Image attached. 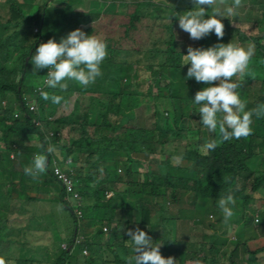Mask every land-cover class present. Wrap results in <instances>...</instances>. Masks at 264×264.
<instances>
[{
	"label": "trees",
	"instance_id": "obj_1",
	"mask_svg": "<svg viewBox=\"0 0 264 264\" xmlns=\"http://www.w3.org/2000/svg\"><path fill=\"white\" fill-rule=\"evenodd\" d=\"M31 1L0 2V168L4 167L0 169V246L5 248L0 256L9 264L46 260L51 264H127L134 255L127 232L137 228L151 237L154 246L161 245L162 257L180 259L176 264L197 260L201 264H234L229 258L232 252L224 259L227 247L240 246V240L246 238L258 246L264 239V118L253 115L249 137L220 142V133L217 139L208 135L200 122L199 106L192 101L196 92L209 85L191 78L184 84L187 95L176 93L181 96H175L168 85L172 71L190 67L183 65L185 53L177 50L174 30L180 9L190 11L195 5L188 0H176L177 5L175 0H125L123 5L131 6L132 11L118 15L116 21L109 1L94 12L79 9L84 0ZM88 1L102 4L101 0ZM143 2L149 8L147 13L141 12ZM255 16L263 19L264 9ZM233 19L222 18L223 38L210 33L199 40V49L230 42L244 48L254 45L248 69L251 76H236L232 82L241 84L236 89L241 100L255 109L264 104V19L254 22L255 35L233 28ZM33 28L37 29L34 34ZM77 29L107 44L108 55L100 65L103 75L88 87L75 81H66L69 87L64 92L46 87L50 95H62V102L53 104L38 97L36 110L29 112L27 99L35 95L47 73V69L32 71L29 61L36 48L49 39L59 43ZM140 70L149 72L144 91L138 89L147 82L138 81ZM76 93L88 95V103L75 98ZM138 97L154 106L153 129L129 124L134 116L126 110ZM37 121L40 126L35 125ZM70 131L76 136L69 138ZM173 139L179 143L174 144ZM211 139L218 140L217 147L205 151L203 146ZM49 145L61 155L60 165L69 161L75 191L81 196V220L73 214L72 201L63 188L49 175L51 153L44 174L35 180L24 174L33 156L45 153ZM181 154V162L172 159ZM20 156L24 161L16 159ZM15 160L23 173L15 171ZM139 168L144 171L138 173ZM240 182L243 184L238 186ZM228 193L236 199L230 223L241 222L233 239L222 228L223 214L218 207L219 198ZM182 200L188 201L190 210L180 217L171 209ZM152 207H157L153 215ZM215 211L222 219L219 232L204 233L201 242H187L179 250L176 222L203 223ZM210 223L209 229L213 227ZM105 224L107 233L102 231ZM168 230L174 232V238ZM52 237L59 241V253L48 245ZM246 244L249 261L253 259L247 264H263L260 252L264 253V247L251 251Z\"/></svg>",
	"mask_w": 264,
	"mask_h": 264
},
{
	"label": "clouds",
	"instance_id": "obj_2",
	"mask_svg": "<svg viewBox=\"0 0 264 264\" xmlns=\"http://www.w3.org/2000/svg\"><path fill=\"white\" fill-rule=\"evenodd\" d=\"M194 3L195 8L193 10L176 17L179 21V28L188 33L193 40H200L213 32L218 39H222L224 24L221 19L237 17L239 15L238 10L243 6L242 0H233L232 4L222 11L220 6L225 3V0H194ZM206 8L212 10L211 15L205 10ZM79 9L85 10L83 7ZM206 16L207 19H205ZM36 31L37 29L33 28L32 34ZM107 55V44L102 39L93 35H85L79 29L70 32L59 43L52 39L46 43H41L36 48L29 63L32 65L33 72L47 69V73L35 89V95L27 99L25 106L28 109V105L34 103L36 107L38 97L45 101L51 100L53 104H60L64 97L62 95H50L45 91L46 87L64 92L69 87L66 81H75L81 87L94 84L97 78L103 75L100 65L107 58ZM253 55L254 45L250 44L244 48L230 42L226 45L217 44L207 49L189 47L187 55L182 56L183 65H190L185 79L194 78L197 82L209 85L196 92L192 101L199 106L198 112L202 125L209 132H216L217 128L219 129L220 142L249 137L253 134L251 127L253 115L257 118H264V104L246 111V103L241 100L236 91L237 88L241 87V84L232 82L233 77L236 76H240L241 79L245 74L251 76L248 69ZM214 82L216 86H211ZM38 88H41L40 95ZM28 111L32 112L29 109ZM35 125L40 126V122L37 121ZM203 147L205 151L215 150L217 141H209ZM55 151V147L49 145L45 153L35 154L31 164L23 169L24 174L32 177L33 180L44 174L47 171L48 154ZM13 157V155L10 156L11 159ZM172 159L179 163L183 160V155L174 156ZM66 172L72 175L71 168L68 167ZM225 179L227 181V178ZM76 193L78 197L75 199L67 193L66 195L73 202V204L70 202L73 214L77 220H81L82 215L81 218L77 215V211L81 212V196L79 192L76 191ZM235 204L236 199L231 193L219 198L218 207L223 214L225 224H228L233 218ZM155 222L153 220V223ZM259 222L260 220L256 221L257 224ZM106 228L105 226L102 227L104 233H107ZM127 235L130 237L128 240L131 241L134 252V255L128 258L127 264H176L172 257L164 258L161 256L159 251L161 245L154 246L151 237L146 232L137 228L135 231H128ZM83 255H87V251ZM0 264H9V262L0 256ZM194 264H201V261L197 260Z\"/></svg>",
	"mask_w": 264,
	"mask_h": 264
},
{
	"label": "rangeland",
	"instance_id": "obj_3",
	"mask_svg": "<svg viewBox=\"0 0 264 264\" xmlns=\"http://www.w3.org/2000/svg\"><path fill=\"white\" fill-rule=\"evenodd\" d=\"M29 1L32 3L31 0H29ZM84 1H88V0H84ZM127 1L130 2L131 0H127ZM0 2H3V4H4V0H0ZM124 2H125V0H116V7L118 5L123 4ZM188 2L192 6L195 5L194 0H188ZM251 2H252V0H242L243 6L238 10L239 15L235 19H233L232 17H229L230 19H233L232 23H231L232 27L241 30L242 32H244L247 35H255L257 33V29L255 27L254 22H259L260 20L263 21V19H264V18L260 19L257 16H255V14H257L259 12L261 13V10L263 11L264 0H260L259 1L260 3H258L256 5L252 4ZM34 3H36V0L34 1ZM174 3L176 5L178 4V3H176V0L174 1ZM105 5L106 4H104V3L101 4L97 1H93V2H91V5L89 6V10L91 12H94V10H96V8H99L101 10V9H103V7ZM230 5L231 4H229L228 2L225 1V3L220 6L221 10L223 11V9H225L227 6H230ZM141 6L143 9L141 12L147 13V9H149V8H147L145 6L144 2L142 3ZM1 8H2V6L0 5V12H2ZM205 10L208 11L209 15H211V12H212L211 9L206 8ZM121 11H122V13H118V14L129 15L132 11V7L130 6L126 9H122ZM187 11L188 10L186 8H181L179 11V14L182 15L184 12H187ZM141 12H140V14H141ZM112 20L113 19L109 20L108 23H110ZM119 20H120V17L117 16L116 21H119ZM177 21H178V19H177ZM248 21H250V22H248ZM116 23H118V22H116ZM110 29L113 32L112 26H110ZM174 34H175V40L177 42V50L178 51L184 52L185 55H187V49L189 47H192L193 49H199V40L191 39L189 37L188 33L181 30L179 28V21L177 22L176 28L174 30ZM234 41H236V39H234ZM246 45L247 44H245V46ZM186 76H187V71H172L171 72V77H170V80L168 82V85H170L172 87V90L174 91L175 94L178 93L179 91H182L183 95H187V92H185L184 86L189 83L188 81H190L191 78L185 79ZM148 79H149V72L145 71V70H140L138 81H140V82H142L144 80L147 81L145 83H142V87L138 88V89H140V91H144L147 88V85L149 83ZM162 85L164 86L165 83L164 84L162 83ZM211 86H216L215 82ZM186 89H187V86H186ZM183 91H184V93H183ZM175 96H181V94H176ZM75 98H79L80 100H82V102L84 104H87L88 100H89L88 95H83V94L79 95L78 93H76ZM144 98L138 97L136 103H134L131 108L126 110L127 113H131L134 116L133 120H131L129 122V124L133 127L144 126V128L146 127V129H153L154 124H155L154 123V121H155L154 106L151 103V101H145ZM252 109H253V107H248L246 105V109H245L246 111H249ZM0 114H1V112H0ZM181 121H182V118H180L179 122L181 123ZM188 125L190 127H192V121L188 120ZM74 131H70V133L68 135L69 138L76 136ZM206 131H207L208 135H210V137H214L215 139H217L219 137V129L218 128H217L216 132H209L208 130H206ZM173 141H174V144H176V145H177V143H179V141L177 139H173ZM216 141H218V140H216ZM51 155H52V162L59 164L63 161L61 155L59 154V152L57 150L55 152H52ZM83 158H84V156H83ZM16 159H19V161H24V157H22V156L17 157ZM81 160H82V157H81ZM14 162H15V165H14L15 171L23 173V171H21V167L17 164L16 160ZM254 168L255 167H252V169H254ZM0 169H4V167L0 168ZM63 169H65V167ZM143 171H144L143 168L137 169L138 173H142ZM1 180H4V179L1 178ZM240 180H241V178H240ZM239 184H238V186H241L243 183L240 182ZM119 190H122V188H120ZM255 195H256V198L259 200V196L257 194H255ZM187 203H188L187 200L186 201L182 200L179 205H175L173 207V210L171 209V212L177 213V215L180 217L184 216L186 211L190 210L189 206L186 205ZM156 209H157V207L151 208L152 215ZM258 209H261V208H258ZM233 211L235 214L236 211L235 210H233ZM135 214H137V216L135 215L136 219H137L138 213H135ZM220 219H221L220 213L218 211L217 212L215 211L214 215L209 216V218H208L209 221H206V222L203 221V223H200V222L196 223V222H192V221L189 222L188 220H178L176 222L177 223L176 224V238L179 239V243L177 244L178 249L180 250V249L186 247L187 242H201L203 239L202 235L204 233H210L213 231L219 232L217 226H218V224L222 223L221 222L222 219L221 220ZM208 223L213 224V227L209 229ZM240 224H241V222H239L237 225L234 223H230V222L228 224L224 223V227H222V228L225 229V227H226V236L233 239V238H237L236 236H238L237 232H238V227L240 226ZM103 226L109 228L108 225H106V224ZM163 229H164V226H163ZM242 229H244V228L241 227L240 230H242ZM119 231H121L122 232L121 235H123L122 227L120 228ZM168 232H170L172 238H174V232L171 230H168ZM244 232H245V229H244ZM241 233L242 232L240 231V235H241ZM52 238H53V242L51 240L48 245L51 246L50 249L53 252L59 253V247H58L59 241L57 242V238H54V237H52ZM252 238H254V237H252ZM240 239H241V236H240ZM240 241L243 243L240 246L227 247L228 250H226V252H224V254H223L225 260H226L225 257H229V255L227 256V254L229 252L230 253L232 252L231 257H229V258H231V261L234 264H247L250 256L248 255V253L246 251L245 243H247L246 246L251 251H255L257 249H259V251H261V248L264 247V239L259 241L258 246L256 244L250 242V241L248 242V238H246L245 240L241 239ZM3 250H5L4 245L0 246V251H3ZM260 253H261L260 256L264 257V253H262V251ZM252 260L253 259H251L250 261H252ZM262 260H264V258ZM176 261L177 262L179 261V263L181 262L180 259H178V258H176ZM41 264H51V261L46 260L45 262H42ZM226 264H229V263L226 261Z\"/></svg>",
	"mask_w": 264,
	"mask_h": 264
},
{
	"label": "built area",
	"instance_id": "obj_4",
	"mask_svg": "<svg viewBox=\"0 0 264 264\" xmlns=\"http://www.w3.org/2000/svg\"><path fill=\"white\" fill-rule=\"evenodd\" d=\"M41 88H38V94L40 95ZM28 109L32 112L36 110V107L34 103H31L28 105ZM69 161L65 162V169H63L60 166H57L56 163H53L51 166V169L49 170V175L55 179L60 186L64 189V191L71 195L74 199L78 197V194L75 191V180L72 177L71 173H67V167H68ZM71 172V171H70ZM77 215L79 218H81V212L77 211ZM65 248V246H63ZM83 254H86V250L83 251Z\"/></svg>",
	"mask_w": 264,
	"mask_h": 264
},
{
	"label": "crops",
	"instance_id": "obj_5",
	"mask_svg": "<svg viewBox=\"0 0 264 264\" xmlns=\"http://www.w3.org/2000/svg\"><path fill=\"white\" fill-rule=\"evenodd\" d=\"M109 1V3H110V5H112V8H111V10L110 11H112V10H114L115 11V16H118V15H120V14H118V13H122V9H125V8H128L127 6L125 7L123 4H121V5H123V7H121V5H118L117 7H116V0H101V2L102 3H104V2H108ZM90 1H83V3H82V5H81V7H83L85 10H88L89 9V6H90V3H89ZM121 9V10H120ZM61 163H59V164H57V165H59L60 167H62V168H64L65 167V165H60ZM68 168V167H67Z\"/></svg>",
	"mask_w": 264,
	"mask_h": 264
},
{
	"label": "water",
	"instance_id": "obj_6",
	"mask_svg": "<svg viewBox=\"0 0 264 264\" xmlns=\"http://www.w3.org/2000/svg\"><path fill=\"white\" fill-rule=\"evenodd\" d=\"M28 60H29V57L26 58V60H25V64H27ZM47 164H48V163H47Z\"/></svg>",
	"mask_w": 264,
	"mask_h": 264
}]
</instances>
